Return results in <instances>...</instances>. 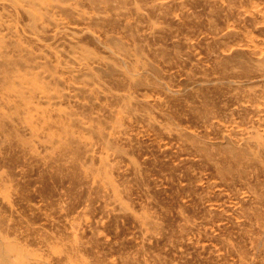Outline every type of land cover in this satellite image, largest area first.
I'll return each instance as SVG.
<instances>
[{
	"label": "rangeland",
	"instance_id": "obj_1",
	"mask_svg": "<svg viewBox=\"0 0 264 264\" xmlns=\"http://www.w3.org/2000/svg\"><path fill=\"white\" fill-rule=\"evenodd\" d=\"M6 264H264V0H0Z\"/></svg>",
	"mask_w": 264,
	"mask_h": 264
},
{
	"label": "crops",
	"instance_id": "obj_2",
	"mask_svg": "<svg viewBox=\"0 0 264 264\" xmlns=\"http://www.w3.org/2000/svg\"><path fill=\"white\" fill-rule=\"evenodd\" d=\"M6 256H4L3 254H0V264H6L7 262H9V260L6 258Z\"/></svg>",
	"mask_w": 264,
	"mask_h": 264
}]
</instances>
